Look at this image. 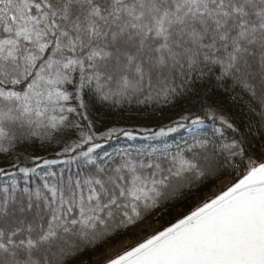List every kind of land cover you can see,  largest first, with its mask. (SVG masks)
<instances>
[{"label":"snow or ice","instance_id":"snow-or-ice-1","mask_svg":"<svg viewBox=\"0 0 264 264\" xmlns=\"http://www.w3.org/2000/svg\"><path fill=\"white\" fill-rule=\"evenodd\" d=\"M0 264H264V0H0Z\"/></svg>","mask_w":264,"mask_h":264},{"label":"trees","instance_id":"trees-1","mask_svg":"<svg viewBox=\"0 0 264 264\" xmlns=\"http://www.w3.org/2000/svg\"><path fill=\"white\" fill-rule=\"evenodd\" d=\"M186 105H184L183 103L179 106H177L175 109H172L168 112V114H175L178 113L181 107H184ZM235 111V109H234ZM125 116L129 115V113H125ZM135 115V114H132ZM97 119H98V123L100 124H111L113 122H119L120 124H131V123H136L135 120L133 121H126L120 118L119 114H115L113 115L112 113L108 112L107 110L101 109L98 113H97Z\"/></svg>","mask_w":264,"mask_h":264}]
</instances>
